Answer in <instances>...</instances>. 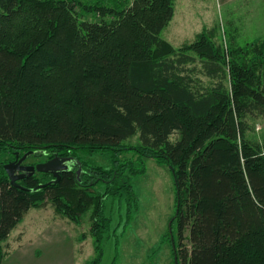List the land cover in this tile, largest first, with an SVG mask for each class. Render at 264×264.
<instances>
[{
    "label": "trees",
    "instance_id": "trees-1",
    "mask_svg": "<svg viewBox=\"0 0 264 264\" xmlns=\"http://www.w3.org/2000/svg\"><path fill=\"white\" fill-rule=\"evenodd\" d=\"M174 2L0 0V157L78 161L34 192L12 186L0 162V264L12 230L47 205L74 224L93 210L85 264H98L111 223L103 201L124 203L127 215L137 208L139 172L119 161L126 151L171 172L176 264H264V146L247 139L245 121L264 117V47L225 51L205 28L173 50L160 35ZM95 153L112 167L79 157ZM51 180L35 173L17 184ZM99 184L101 195L89 191Z\"/></svg>",
    "mask_w": 264,
    "mask_h": 264
},
{
    "label": "rangeland",
    "instance_id": "rangeland-1",
    "mask_svg": "<svg viewBox=\"0 0 264 264\" xmlns=\"http://www.w3.org/2000/svg\"><path fill=\"white\" fill-rule=\"evenodd\" d=\"M90 18L95 17H85L88 20ZM205 28L216 30L215 42L221 43L225 51L227 47L234 45L247 47L249 44H259L264 47V0H175L173 18L160 37L173 50H178L190 44L196 34ZM245 121L248 127L247 139L264 146V117L252 119L247 117ZM136 141L137 137L124 144L135 146ZM79 157L91 167L104 169L112 167V160L108 154L95 153L87 156L79 154ZM27 159L26 163L44 160H35L33 156ZM1 161L7 164L12 161V156L0 157ZM119 161L125 166L131 164L132 168L139 172L130 177L137 208L127 215L124 203L118 204L110 198L103 201V214L110 218L111 223L109 238L103 242L102 258L98 264H175L172 241L177 245V226L176 223H172L169 229V224L175 214L176 192L170 170L164 165L157 164L153 159L137 155L134 151L121 153ZM104 185L99 184L89 191L101 195ZM27 213L31 218L30 221L34 217L40 218L35 223H27V227L24 228L27 231L33 228L32 231L36 235L45 229L46 224L51 223V218V221L58 222L55 227L57 231L70 230L73 246L66 243L67 240H59V238L53 242L40 241L44 249L57 247L58 264H85L94 258L90 239L94 215L92 209L86 213L84 211L77 224L67 220L62 221L63 219L56 215L49 205ZM22 226L20 222L13 229L10 237L17 234V231H20L18 228ZM55 228L51 227L50 231H54ZM48 236L47 234L46 237ZM186 236L187 233H184L185 238ZM182 243L188 247L186 239ZM15 245V240L8 241V249ZM46 258L49 259L50 255L47 254Z\"/></svg>",
    "mask_w": 264,
    "mask_h": 264
},
{
    "label": "crops",
    "instance_id": "crops-1",
    "mask_svg": "<svg viewBox=\"0 0 264 264\" xmlns=\"http://www.w3.org/2000/svg\"><path fill=\"white\" fill-rule=\"evenodd\" d=\"M29 219L31 218L28 216V213H27V216L25 215L23 220L21 221V224H23V226L18 228L20 229V231H17V234L11 237L9 235L8 241L13 239L15 240L16 245L11 248L8 255L3 259L1 264H58L59 263V250L57 249V247L53 246L48 249H44L41 246L40 241L42 240V241H47V242H51V241L53 242L55 239L59 238V240H67L66 243L68 242L70 245H72L73 236L70 234L71 233L70 230L57 231V228L55 227L57 226L58 222L56 220L51 221L52 218L51 219L49 218L51 223L49 225L46 224V226L44 227L45 229L42 230L43 233L39 232V235H36L32 231L33 228L31 231H27L24 228L27 227L26 226L27 223H30V222L35 223L37 220H40V218L38 217V219H36L34 217L32 218L31 221ZM62 221H65V220H62ZM51 227L55 228L53 229L54 231H50ZM46 232L49 235L48 237H46L47 235L45 234ZM67 237L68 239H66ZM37 244L39 245L36 246ZM47 254L50 255L49 259L46 258Z\"/></svg>",
    "mask_w": 264,
    "mask_h": 264
},
{
    "label": "water",
    "instance_id": "water-1",
    "mask_svg": "<svg viewBox=\"0 0 264 264\" xmlns=\"http://www.w3.org/2000/svg\"><path fill=\"white\" fill-rule=\"evenodd\" d=\"M33 154L34 152L29 151L23 154L21 157H19V154L15 153L14 154L15 161L8 162L3 166V169L9 179L10 184L26 192H34L39 189H43L44 187L49 186L51 184H56L60 180V174L62 172L68 171L70 169V165L78 164V161H75L74 158L71 157H67V158L53 157L45 162L38 163L35 166L21 165V163H23L29 156H33ZM80 169L81 168L78 167L76 171L77 176H79ZM35 173L50 174L53 177V180L45 184H39L32 189L24 188L17 184L18 181L24 179L25 177L32 176ZM174 261L176 264V257H174Z\"/></svg>",
    "mask_w": 264,
    "mask_h": 264
},
{
    "label": "flooded vegetation",
    "instance_id": "flooded-vegetation-1",
    "mask_svg": "<svg viewBox=\"0 0 264 264\" xmlns=\"http://www.w3.org/2000/svg\"><path fill=\"white\" fill-rule=\"evenodd\" d=\"M26 160H28V159H26ZM26 160L23 163H21V165H23V166H35L36 164H38V162H36V163H34V162L33 163H26ZM13 161H15V158L12 161H10V162H13ZM45 161H47V160H43L42 162H45ZM70 167H71V165H70Z\"/></svg>",
    "mask_w": 264,
    "mask_h": 264
}]
</instances>
